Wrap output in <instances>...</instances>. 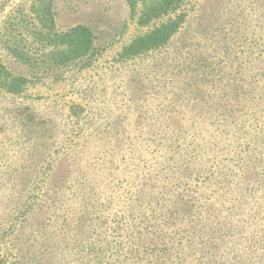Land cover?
Wrapping results in <instances>:
<instances>
[{"label": "rangeland", "instance_id": "1", "mask_svg": "<svg viewBox=\"0 0 264 264\" xmlns=\"http://www.w3.org/2000/svg\"><path fill=\"white\" fill-rule=\"evenodd\" d=\"M161 4L0 0V264H264V0Z\"/></svg>", "mask_w": 264, "mask_h": 264}, {"label": "trees", "instance_id": "2", "mask_svg": "<svg viewBox=\"0 0 264 264\" xmlns=\"http://www.w3.org/2000/svg\"><path fill=\"white\" fill-rule=\"evenodd\" d=\"M180 0H162L161 11H168L173 8ZM179 26V19L170 20L167 25L161 26L159 29L153 31L150 35L140 39L138 47L135 52L148 51L150 49L158 48L164 45L172 34L177 30ZM143 254L146 255V251L143 250ZM142 260V259H141Z\"/></svg>", "mask_w": 264, "mask_h": 264}]
</instances>
